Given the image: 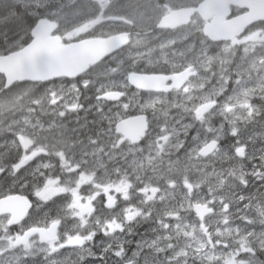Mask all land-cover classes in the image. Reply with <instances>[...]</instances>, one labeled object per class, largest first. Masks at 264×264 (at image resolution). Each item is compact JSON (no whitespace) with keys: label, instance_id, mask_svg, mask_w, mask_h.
<instances>
[{"label":"snow or ice","instance_id":"obj_1","mask_svg":"<svg viewBox=\"0 0 264 264\" xmlns=\"http://www.w3.org/2000/svg\"><path fill=\"white\" fill-rule=\"evenodd\" d=\"M0 264H264V0H0Z\"/></svg>","mask_w":264,"mask_h":264}]
</instances>
